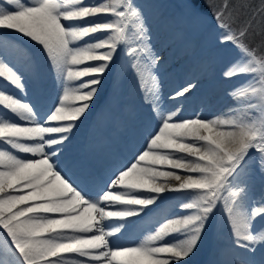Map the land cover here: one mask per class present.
<instances>
[{"label": "snow or ice", "instance_id": "6c2138e0", "mask_svg": "<svg viewBox=\"0 0 264 264\" xmlns=\"http://www.w3.org/2000/svg\"><path fill=\"white\" fill-rule=\"evenodd\" d=\"M6 4L8 7L0 6V29L14 30L42 46L56 78L66 82L64 101L69 98L67 82L91 79L72 90L79 106L71 108L59 99L43 109L39 103L32 104L0 90V107L17 118H0V145L31 157L21 158L12 151L0 150V264H184L197 251L209 217L220 202L232 220L237 247L255 250L256 246H264V234L255 235L253 225V216H264V208H256L251 214L240 212L237 200L244 197L247 185L236 188L234 184L252 159L253 149L259 154V172L264 179V55L244 46L246 29L232 31L226 23H218L221 35L217 43L221 47L235 45L246 53L247 63L230 68L224 76L258 74L261 86L246 88L240 95L258 97L260 114L245 119L206 121L199 116L185 118L178 111L165 114L156 107L154 118H158L159 126L144 137V147L127 164L97 183L86 172L74 179L61 167V157L76 122L90 109L104 74L112 71L120 45L126 41L129 23L136 20L143 24L139 10L132 0L98 5H88L83 0H6ZM217 12L218 21L222 20L224 12ZM101 15L116 19L89 20ZM77 21L84 23H64ZM97 33L108 35L78 46ZM138 35L142 43L139 51L147 62L143 68L133 67L141 78L150 77L153 83L149 90L158 100L159 81L152 70L159 58L152 54L149 29L141 27ZM86 62L99 63L78 67ZM0 77L28 95L22 77L3 62ZM196 87V83L189 81L168 99L180 103ZM257 107L248 104L249 111ZM188 139L202 143L197 146L185 142ZM176 152L186 155L175 156ZM187 156L193 159L188 160ZM164 167L195 175L182 178L175 171L159 170ZM164 177L180 183L174 187L158 183ZM92 183L104 186L95 199L86 198ZM117 186L127 191L114 192ZM135 190L155 195L138 197L131 194ZM169 190L195 193L192 202L180 206L191 210V214L169 219L138 246L110 243L107 237L114 233L105 231L99 221L139 216L143 206L154 204L160 194ZM115 202L125 207L106 211ZM176 234L183 238L175 242L165 239Z\"/></svg>", "mask_w": 264, "mask_h": 264}, {"label": "bare ground", "instance_id": "6f19581e", "mask_svg": "<svg viewBox=\"0 0 264 264\" xmlns=\"http://www.w3.org/2000/svg\"><path fill=\"white\" fill-rule=\"evenodd\" d=\"M113 2L114 0H83V3L88 5ZM132 3L139 10L143 18V24L141 25L136 20H132L129 23L126 41L120 45L119 56L116 58L112 71L104 74L99 91L92 101L90 109L76 122L77 126L74 127L69 141H66L64 145V152L61 157L64 163L61 167H65L69 173L74 175V178L86 172L95 177L97 183H102L115 169L127 164L133 155L144 147V137L147 133L159 126L158 118H154L156 116V107L165 114L170 111H178L185 118L199 116L206 121L245 119L247 116L260 114V100L258 97H243L240 95L246 88L251 86L259 88L261 86L257 83L255 74L236 75L231 78L224 76V73L230 68L246 64L248 58L246 53L235 45L221 47L217 43V37L221 35V29L218 24H215L207 15L198 11L189 0H132ZM0 6L8 7L6 0H0ZM148 7L155 10L150 15L153 18L147 16V13L145 14L148 11ZM159 18L164 20L160 31L172 29L168 37L162 41H158L160 32L155 33L152 30L153 23ZM114 19L116 17L109 15L89 18L92 22H105ZM198 21H202V23L196 25ZM64 23L66 25L69 23L75 25L83 24L84 22ZM141 27L149 29L152 54L154 57L159 58L155 68L152 70V74L159 81L158 100L154 99L152 92L149 90L152 88L153 83L150 77L145 75L141 78L137 74V68L133 67V65H137L143 68L147 62V58L139 51L142 47L138 35ZM191 34L192 36L190 37ZM106 35L108 34L97 33L93 37L80 41L78 46H84L86 43L93 42ZM1 36H13L17 40L22 38L27 42L32 49L29 55L33 58L34 71L40 81L38 83L37 76L32 78V74H27L28 78L25 79L13 65L15 62H12V60L15 58L12 59L8 56L9 52L13 51L12 48L2 47L0 48V62L5 63L22 77V83L25 86L24 91L28 95L25 96L3 77H0V90H4L6 93L29 103H39L43 109H47L59 99L69 108L79 106V102L73 99L74 92L72 90L77 88L82 81L91 79V77H83L81 80L67 82L69 98L64 101L63 92L66 82L56 78V73L51 67L50 60L42 46L37 45L30 38L24 37L23 34L9 29H0ZM184 37L190 38L188 42H182L180 45H183L181 46L182 49H186L189 55L187 54L183 61H180L181 56L177 52L172 56L166 55L165 48L169 47V43ZM17 45L20 46V44ZM133 49H137V51L134 53ZM25 52L28 53L27 50ZM12 54L14 55L12 57L16 55L18 59L22 52H14ZM19 63H22V61H19ZM96 63L99 62H86L78 67L83 68ZM190 68L199 70L201 74L195 79L192 76L189 79H185L183 75ZM167 70V73H163ZM189 81L196 83L197 87L188 96L187 100L176 103L168 99L170 94L165 93L163 85L167 86V90H172L175 82L178 83V88H180ZM243 85L244 89L236 97L232 98L230 92L237 86ZM238 88L242 89L243 87ZM196 91L198 94H202L196 96ZM184 102L191 103L188 107H181ZM249 102L258 105L257 109L249 111ZM135 117L136 119H134ZM0 118L17 119L12 117L2 107H0ZM122 125L128 126L127 136L125 134L117 141L112 139L117 138L115 128ZM105 140H111L114 145L105 147ZM185 142L195 143L197 146L202 143L192 139H188ZM0 150L12 151L13 154L21 158H31L28 154L19 153L7 145H0ZM250 154L252 159L248 161L241 177L234 182L236 188L244 184L247 185L246 194L242 199L237 200L239 211L246 214L253 213L257 208L256 205L264 206V179L261 178L259 172V154L255 149L250 150ZM174 155L182 156L186 154L176 152ZM187 159L192 160L193 157L187 156ZM141 166L144 165L142 164ZM159 170L175 171L182 178L189 174L195 175L184 170L171 169L170 167L160 168ZM97 183H92L88 187L90 196L86 198L95 199L97 194L103 190V184L98 185ZM158 183L174 187L180 182L171 177H164L160 178ZM96 185L97 187H95ZM113 191L119 193L126 192L127 189L117 186ZM131 194L144 198L155 195L146 190H135ZM225 196L231 201L232 198L228 197L227 193ZM194 198L195 193L192 190L179 192L169 190L160 194L154 204L143 206V210L148 208L152 210L153 215L150 219H157V221L154 222V228L151 231L143 230L142 241L160 227H163L169 219H180L185 215L191 214V210H183L180 206L184 203L192 202ZM124 207L119 202H115L108 206L106 211H119ZM97 219L99 221V217ZM138 220L140 222L148 221V216L113 217L99 221V223L104 227L105 231L114 233L113 236L107 237L110 243L117 246L132 247L140 244L137 241L139 237ZM263 222L264 216H260V214L253 216L255 235L264 234ZM116 229H120V231L116 232ZM230 235L234 236L233 223L225 210L223 202H220L209 217V223L206 226L205 234L197 251L184 264H230L229 260L234 262V264H264V246H256L255 250L237 247L234 237L231 238L234 245H227L225 240H229ZM182 238L180 234L165 237L168 242H175ZM225 258L228 261H224L223 259Z\"/></svg>", "mask_w": 264, "mask_h": 264}, {"label": "rangeland", "instance_id": "374dc122", "mask_svg": "<svg viewBox=\"0 0 264 264\" xmlns=\"http://www.w3.org/2000/svg\"><path fill=\"white\" fill-rule=\"evenodd\" d=\"M196 3L198 4L195 8L198 9V11L204 13V14H209L211 15L210 17L212 18L211 20L219 23H226L232 31H239V30H247V36L246 39L242 41L245 47H247L250 51L255 52L257 55H264V3L263 0H255V4L252 2V0H248V4L250 5H255L253 9H255V13L257 15L256 17H251L247 13H242L238 10L237 8H229L228 5V0H195ZM242 1V0H241ZM189 2L192 4V2L189 0ZM242 3V2H241ZM242 6V4H241ZM247 8V7H246ZM224 12V16L222 20L218 21V12ZM259 18V19H258ZM14 31V30H13ZM16 32V31H15ZM12 38H15L16 44H23L28 48L29 51H32L31 47L28 46L27 42H25L24 39L19 38L17 40L16 37L11 36ZM257 39V40H255ZM247 41H250V43L253 46H256L257 48L252 47L250 43ZM258 41H263V43L258 42ZM27 44V45H26ZM256 78L258 77V74H255ZM257 83L258 79H257ZM260 84V83H259ZM186 103V102H185ZM120 128V127H119ZM118 128V129H119ZM257 208H262L264 206L256 205ZM148 211H152L146 209L140 212V215L145 214ZM144 212V213H143ZM157 219H150L144 224H140V220H138V224L141 225L143 228L150 229L154 226L152 222H156ZM143 235L139 238V243L142 242ZM224 261H228L227 258L223 259ZM230 264H234V262L229 260Z\"/></svg>", "mask_w": 264, "mask_h": 264}, {"label": "trees", "instance_id": "16d2710c", "mask_svg": "<svg viewBox=\"0 0 264 264\" xmlns=\"http://www.w3.org/2000/svg\"><path fill=\"white\" fill-rule=\"evenodd\" d=\"M248 0H228V7L229 8H237V6H238V10L237 11H240V12H242V13H247V14H249L251 17H256L257 18V15H256V13H255V9H253L254 8V4H255V0H252V2L254 3L253 5H250V4H248V2H247ZM250 1V0H249ZM194 2H196V1H194ZM242 2V3H241ZM263 3H264V0H263ZM241 4H242V6H241ZM247 7V8H246ZM259 19V18H258ZM255 40H257V39H255ZM248 43H250V41H247ZM258 42H261V43H263V41H258ZM251 44V43H250ZM252 45V44H251ZM252 47H253V45H252Z\"/></svg>", "mask_w": 264, "mask_h": 264}]
</instances>
